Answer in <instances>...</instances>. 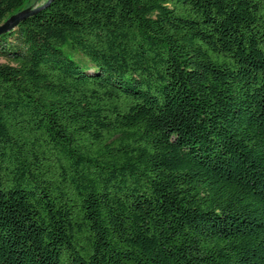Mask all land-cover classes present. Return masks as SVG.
I'll return each instance as SVG.
<instances>
[{
	"label": "trees",
	"instance_id": "obj_1",
	"mask_svg": "<svg viewBox=\"0 0 264 264\" xmlns=\"http://www.w3.org/2000/svg\"><path fill=\"white\" fill-rule=\"evenodd\" d=\"M0 58V264H264V0H53Z\"/></svg>",
	"mask_w": 264,
	"mask_h": 264
},
{
	"label": "water",
	"instance_id": "obj_2",
	"mask_svg": "<svg viewBox=\"0 0 264 264\" xmlns=\"http://www.w3.org/2000/svg\"><path fill=\"white\" fill-rule=\"evenodd\" d=\"M52 1L53 0H46V2L39 7H28L20 11L19 13L11 16L8 20H6L3 24L0 25V37L14 31L22 22H25L30 17L36 15L41 10L48 7Z\"/></svg>",
	"mask_w": 264,
	"mask_h": 264
},
{
	"label": "rangeland",
	"instance_id": "obj_3",
	"mask_svg": "<svg viewBox=\"0 0 264 264\" xmlns=\"http://www.w3.org/2000/svg\"><path fill=\"white\" fill-rule=\"evenodd\" d=\"M46 2V0H32L30 7L36 8L41 5H43ZM70 58L75 59L73 55L68 54ZM6 61L3 58H0V64L5 63ZM78 63H81L77 61Z\"/></svg>",
	"mask_w": 264,
	"mask_h": 264
}]
</instances>
